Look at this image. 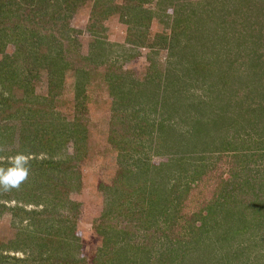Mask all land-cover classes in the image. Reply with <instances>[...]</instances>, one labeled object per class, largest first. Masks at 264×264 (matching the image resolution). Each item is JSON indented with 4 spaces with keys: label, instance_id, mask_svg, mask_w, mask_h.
<instances>
[{
    "label": "rangeland",
    "instance_id": "374dc122",
    "mask_svg": "<svg viewBox=\"0 0 264 264\" xmlns=\"http://www.w3.org/2000/svg\"><path fill=\"white\" fill-rule=\"evenodd\" d=\"M58 4L23 11L33 31L0 51L12 56L0 68V167L29 160L19 187L0 189V264H264V0ZM31 94L48 113L20 101ZM29 123L55 128V141L22 139ZM136 158L160 168L136 171ZM43 189L51 198L31 197ZM150 189L167 202L151 206ZM208 207L203 225L193 214ZM227 212L237 253L236 239L214 240ZM199 234L207 247L185 250Z\"/></svg>",
    "mask_w": 264,
    "mask_h": 264
},
{
    "label": "trees",
    "instance_id": "16d2710c",
    "mask_svg": "<svg viewBox=\"0 0 264 264\" xmlns=\"http://www.w3.org/2000/svg\"><path fill=\"white\" fill-rule=\"evenodd\" d=\"M0 2H1V0H0ZM3 2H4V5L3 6H1L0 7V51H2L1 50V48H3L4 47V45H5V42H4V37H11L12 35H14V36H16L17 37V39H19V40H21V39H28V36H26V32L27 31H33L32 29H30V30H27L26 28L27 27H25L26 26V24H29V23H31V22H28V21H26V19L24 18L23 19V16H24V13H22L23 11H25V10H28L30 13H32V14H36V15H39L40 13V11L42 10V9H44V6H45V8H52V7H56V6H60L59 4H58V2H62V0H38V2H39V4H36L35 5V3H34V0H9V1H5V0H3ZM37 2V1H36ZM66 2L68 3V7H70V6H73L75 3H76V0H66ZM12 4H15V5H17L18 4V6H17V8H16V6H14L13 7V5ZM264 5V4H263ZM5 8V9H4ZM73 8H75V5H74V7ZM19 9H24V10H22V11H18ZM264 9V8H263ZM97 10H98V5H97V8H96V12H97ZM57 12H61L60 10L58 11L57 10ZM47 14V13H46ZM46 14L44 13V16H46ZM55 15V12H52V13H50L49 14V16H54ZM41 16V15H40ZM263 16H264V13H263ZM262 23L263 24H261V25H263L264 26V17H263V21H262ZM31 25H34V24H32L31 23ZM22 26H24V28L22 27ZM23 31L22 33H20L19 31ZM55 35V32H52V36H54ZM262 35H264V33H262ZM31 36L32 37H35L34 36V34L33 33H31ZM9 39H12V38H9ZM71 39V41L73 42L74 40L72 39V38H70L69 37V39L68 40H70ZM74 43V42H73ZM70 44V43H69ZM60 47H62V43H60ZM72 46V45H71ZM59 56V55H58ZM39 57L40 56H37V58L35 59V61L37 62V65H42L41 63H40V61H41V59H39ZM12 58V56L11 55H5L4 57H3V60L0 62V68H4V67H6V65H7V60L8 59H11ZM59 58H60V56H59ZM83 58H85V59H87V57H83ZM59 61L60 60H56V62L59 64V66H60V64L61 63H59ZM57 63H54V64H52V63H47V66H51V65H56ZM43 64H45V62L43 63ZM57 64V65H58ZM56 65V66H57ZM10 66H12V65H10ZM1 71H4V70H2V69H0ZM20 72V75L23 73V74H25V72H24V70H23V67L21 66V65H19L18 63H16V74H18ZM3 75V76H2ZM2 75L0 74V79H5V75H7L5 72H3L2 73ZM56 75H50V84L51 83H53V82H55V79H56ZM15 80L13 81V85H20V86H23V85H26L25 83H21L23 80H22V78L21 77H17L16 76V78H14ZM33 90L31 89L30 90V93H33L32 92ZM37 97L38 96H36V95H33V94H31V96L29 95L28 96V99H26V100H20V101H22L25 105H29L28 106V109L31 111V112H43L44 114L45 113H48L47 111H46V109H44V108H42L41 106H42V104L41 103H39V102H37L36 101V99H37ZM24 99V98H23ZM20 101H17V102H20ZM37 103H38V105H37ZM24 105V106H25ZM37 105V107H39V108H35V106ZM36 109V110H35ZM261 110H264V106H262L261 107ZM36 124H38V123H29V125H23V128H22V131H21V134H22V139L23 138H27V139H29V137H30V135L29 134H36L35 136L36 137H38L39 136V140H36V139H33L35 142H40V143H45V144H48L49 142H54L55 141V138L57 137V133L59 132V131H57L55 128L54 129H45L44 131H43V129H42V132H41V134H39V130H40V127H33L32 128V126H34V125H36ZM69 131H71V132H69V133H72L73 132V129L71 130V128H70V130ZM5 132V131H4ZM25 133V134H24ZM60 134H62V133H60ZM68 155V159L70 160V161H72L73 159H72V156L70 155V153L68 152L67 153ZM135 162L134 163H132V166H135V167H137L136 168V171H147L149 168H154V169H159L158 167H155V166H151V164H147V163H144L143 162V160L141 159V158H136L135 160H134ZM45 163H47V161L45 162H42L41 164H40V166L41 167H39V169H41V170H46L47 169V166H46V168L44 167L45 166ZM168 165V163H164L163 165H162V167H165V166H167ZM133 168V170H135L134 169V167H132ZM145 168V170H142V169H144ZM138 169H141V170H138ZM43 171V172H44ZM46 177H48L49 178V175L48 176H46ZM46 182V181H45ZM49 183H47V185H48ZM2 190V189H1ZM11 190H13V189H11ZM2 192V191H1ZM11 192H13V191H11ZM150 192H151V195H150V201H148L149 203H151V206H156L160 201H166L165 199H167V198H163V195H162V191H161V189H159L158 191H152V189H150ZM48 190H44L43 189V195L41 194V193H39L38 192V194H35V193H32V195H31V197H35V199H40L41 197L42 198H44V199H48V197L49 198H51L48 194ZM44 195H48V197L47 196H44ZM6 196H8V195H6ZM10 196V195H9ZM26 196H29L28 195V193H26ZM17 199L18 198H20V197H16ZM54 199V198H53ZM167 202V201H166ZM253 204V203H252ZM255 205V204H254ZM11 208V207H10ZM13 208H15V207H12L11 209H13ZM17 208V207H16ZM223 208H230V207H226V206H223ZM21 209H23V211H25L27 214H30V215H33V214H35V216L36 215H43L44 213H46L47 212V207H44L43 206V208L42 209H37V210H33V211H30V210H26V209H24L23 207L21 208ZM210 209H211V207H208L207 208V213L205 214V215H203L202 216V214H201V211H199L198 213H195V214H193V216L196 218V216H198V220H203L202 221V224L204 225L205 224V219L208 217V216H210L211 214H210ZM228 210V209H227ZM144 210H142L141 211V213L140 214H142V212H143ZM239 211H237V213H238ZM50 213H52V212H50ZM240 214V213H239ZM225 215H227V216H230L231 215V212H227ZM226 217V216H225ZM43 218V217H42ZM48 219H33V222L34 223H36L37 221H39V223H40V221H47ZM227 220V221H226ZM226 220H224V221H222V222H220L219 224H220V228L221 229H224V228H226V229H224V232H225V236H223V231H222V234L221 235H217V236H215V241H219L220 240V242L223 244V246L224 245H227L228 246V244H229V242H230V240H235V241H237V244H236V246H235V251L236 252H234V253H237V249H240V248H242L243 247V245H242V232L240 233V232H236V231H233V228H232V226H230L229 225V223L228 222H230V220H231V216H230V219H226ZM232 220H235V219H232ZM241 219H239V220H237V223L240 221ZM235 223V222H234ZM239 223H241V222H239ZM215 226H213V228H214ZM200 228V227H199ZM247 231H249V227L247 228L246 227V229H245V232H247ZM199 233H201V232H199ZM30 235V234H29ZM57 235H58V233H57ZM52 236H55L54 235V233L52 234ZM202 237H203V235L202 234H199V235H196L195 237H191L190 239H188L187 240V248L188 249H186V247L184 248L185 250H187V251H192V249L191 248H196L197 246L196 245H194V244H197L198 246H200L202 243L201 242H203V248H205V247H207V245L209 244V242H204V241H201V239H202ZM184 243V242H183ZM192 243H194L193 245H194V247H191V245H192ZM186 245V244H185ZM184 245V246H185ZM240 245L242 246V247H240ZM129 247V246H128ZM231 247H233V246H231ZM131 248H133V250L135 249L136 251H137V248H136V246H131ZM197 248H199V247H197ZM128 249H130V247L128 248ZM131 250V249H130ZM187 251H185V252H187ZM206 251V250H205ZM184 252V253H185ZM206 253H209V252H206ZM208 255V254H207ZM126 259L128 258V255H125L124 256ZM129 259V258H128ZM206 263L208 264V260H209V256L208 257H206ZM130 261H131V263L130 264H135L134 263V259H129ZM166 260V259H165ZM200 264H205V261L202 259L201 260V263Z\"/></svg>",
    "mask_w": 264,
    "mask_h": 264
},
{
    "label": "clouds",
    "instance_id": "9594fccd",
    "mask_svg": "<svg viewBox=\"0 0 264 264\" xmlns=\"http://www.w3.org/2000/svg\"><path fill=\"white\" fill-rule=\"evenodd\" d=\"M29 175L28 157L21 152L8 158V166L0 167V189L11 190L19 185Z\"/></svg>",
    "mask_w": 264,
    "mask_h": 264
}]
</instances>
